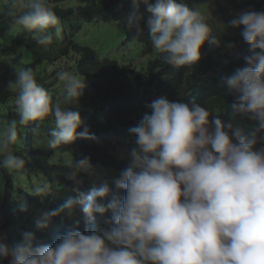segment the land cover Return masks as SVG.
<instances>
[{
	"label": "clouds",
	"instance_id": "9594fccd",
	"mask_svg": "<svg viewBox=\"0 0 264 264\" xmlns=\"http://www.w3.org/2000/svg\"><path fill=\"white\" fill-rule=\"evenodd\" d=\"M132 3L137 10L140 3L146 6L151 46L163 54L167 65H195L206 42L220 46L205 16L177 0ZM22 8L26 11L18 17L14 10L9 15L34 32L39 45L48 46L53 35L61 36L60 20L48 0H22ZM236 11L240 13L230 26L242 28L240 35L251 54L244 57L246 66L224 83L236 97L233 113L256 121L257 131H264V12ZM142 19L138 11L133 13L129 28L140 32ZM234 47L227 44L228 49ZM15 75L7 90L16 93L19 120L0 119V167L23 180L25 160L13 152L20 143L19 127L51 115L55 128L47 145L57 149L74 142L82 121L78 110L53 102L32 68L15 70ZM56 77L63 82V103L78 102L84 79L65 70L57 71ZM146 107L150 113L130 129L136 147L114 180L124 198L114 197L106 206L98 203L108 196L105 182L92 190L86 202L69 197L50 214L71 216L82 205L89 217L110 211L113 226H97L89 233L69 229L53 246L33 247L32 234L25 233L24 242L11 250L0 243V258L11 257L10 264H264V147L254 149L255 132L245 136L236 130L230 135L232 125L225 126L218 118L210 123V111L195 100L170 102L161 96ZM81 136L89 138L88 128ZM66 169L74 182L80 173L96 174L87 158H71ZM30 191L44 197L50 184L36 183ZM47 219L46 215L38 220L37 228H45Z\"/></svg>",
	"mask_w": 264,
	"mask_h": 264
},
{
	"label": "trees",
	"instance_id": "16d2710c",
	"mask_svg": "<svg viewBox=\"0 0 264 264\" xmlns=\"http://www.w3.org/2000/svg\"><path fill=\"white\" fill-rule=\"evenodd\" d=\"M212 1L177 0L193 10ZM151 2L154 3V0ZM68 3L70 6L66 7ZM48 4L60 20L61 36L57 38L53 35L52 43L42 46L36 42L34 32L23 29L15 22L16 17L26 11L22 8V0H0V119L19 120L16 109L10 108V101L16 98V93L9 92L7 85L15 81V70L30 67L37 82L48 90L54 103L60 101L62 107L79 111L82 125L77 129L71 145L57 149H50L47 145V137L55 128L51 115L42 122L19 127L20 143L13 146V152L25 160L26 178L19 180L16 174L0 167V243H4L9 250L24 242L25 233L32 234L33 247L53 246L69 229L89 233L97 226L102 229L113 226L110 224V211L103 216L93 213L89 217L83 213L82 205H78L71 216L50 214L69 197L85 199L86 202L92 190L100 188L105 182L109 193L107 197L98 199V203L106 206L114 197L124 198L125 192L116 187L114 180L127 167V154L136 147V138L130 129L138 126L145 113H150L146 105L161 96L170 102L195 100L210 111V123L218 118L225 126L231 124L230 135L236 130L245 136L255 132L254 149L264 147V131H257L256 121L233 113L232 105L236 103V97L228 92L224 83L236 69L246 66L244 57L251 54L250 45L240 35L242 28H232L230 21L240 13L237 8L241 12H264V0H238L233 8L221 6L219 11L227 35L214 30L220 46L206 42L200 48L201 59L195 65L173 67L163 62V54L156 52L155 58L141 73L130 64L121 65L114 59L100 60L93 49L69 38L68 32H76L80 23H111L118 17L125 18L127 31L124 43L137 41L144 48L143 55L151 54L154 48L146 26L150 14L143 3L139 4L138 10L132 0H48ZM10 10L16 12V17L9 15ZM137 11L143 17L140 32L128 26ZM229 43L235 47L228 49ZM61 60L71 63L65 71L78 74L87 83L78 102L68 105L63 103V82L56 77L57 71L52 74L47 72L48 66L57 65ZM85 127L88 128L89 138L81 136ZM114 146L120 147L126 158L114 153ZM71 158H87L95 170L118 174V177L101 178L96 174L80 173L75 182L71 181L66 175V164ZM37 178H43L50 184V192L44 197L27 194L25 199L28 203L23 208L24 194L21 190ZM19 198L22 203L17 207ZM40 198L45 200L44 205L39 203ZM38 206L48 210L47 226L42 229L37 228V221L29 216L32 209H38ZM44 217L39 220H44ZM10 260L11 257L0 258V264H10Z\"/></svg>",
	"mask_w": 264,
	"mask_h": 264
},
{
	"label": "rangeland",
	"instance_id": "374dc122",
	"mask_svg": "<svg viewBox=\"0 0 264 264\" xmlns=\"http://www.w3.org/2000/svg\"><path fill=\"white\" fill-rule=\"evenodd\" d=\"M234 2H238V0H213L212 2L198 5L194 10L199 11L205 16L206 22L213 31L216 30L222 35H227L225 24L222 21L219 9L223 5L233 8V6L235 7V5H233ZM69 6L70 3L66 5V7ZM126 31V19L118 17L111 23H80V29H78L76 32L71 30L68 32V35L69 38L74 39V41L79 45L87 46L93 49L98 54V58L100 60L114 59L121 65L130 64L136 69L138 73H141L147 63L155 58L156 51L153 49L151 54L143 55L144 48L139 46L137 41L125 44L124 40ZM67 65L70 66L71 63L67 64L65 60H61L57 65L55 64L48 66L47 72L48 74H52L55 71L64 70ZM85 84L87 83L85 82ZM15 100L16 98L10 101V108L12 109H16ZM120 149L121 148L118 146H114L112 148L114 153L118 154L121 158H126V155ZM95 171L96 176L101 178L118 177V174H112L111 172H103L100 170ZM39 182L46 181L43 178H37L36 180L32 181L30 185L23 186V190H21L22 194H24V199H22L24 200V203L22 204L23 208L26 207L28 203L27 199H25V196H27V194L32 195L30 189ZM20 199L21 198H19V200ZM22 200H20L19 204H16L17 207H20ZM39 201H41L39 203L44 205L45 200L43 198H40ZM34 202L38 201L35 200ZM47 211V208L40 209V206H38V209L33 208L32 214H29L30 219L34 222L38 221L46 215Z\"/></svg>",
	"mask_w": 264,
	"mask_h": 264
}]
</instances>
